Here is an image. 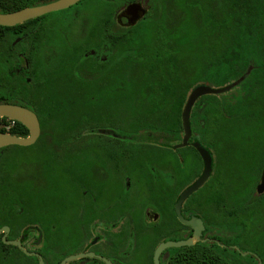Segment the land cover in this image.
I'll list each match as a JSON object with an SVG mask.
<instances>
[{
  "label": "flooded vegetation",
  "instance_id": "obj_1",
  "mask_svg": "<svg viewBox=\"0 0 264 264\" xmlns=\"http://www.w3.org/2000/svg\"><path fill=\"white\" fill-rule=\"evenodd\" d=\"M222 4L80 0L19 24L12 71L0 63V105L32 112L39 134L0 147L1 243L40 255L47 240V264L77 254L153 264L161 243L185 241L159 264H264V27L200 25ZM199 86L222 91L192 103L185 139L182 114ZM0 133L30 136L7 117ZM195 144L210 171L177 215L205 170Z\"/></svg>",
  "mask_w": 264,
  "mask_h": 264
},
{
  "label": "water",
  "instance_id": "obj_2",
  "mask_svg": "<svg viewBox=\"0 0 264 264\" xmlns=\"http://www.w3.org/2000/svg\"><path fill=\"white\" fill-rule=\"evenodd\" d=\"M80 0H57L55 2H51L46 5L42 6H36V7H27L23 8L14 12L10 13H5L2 14L0 13V26L1 27H13L19 24H22L26 21H29L31 19L37 18L39 16H42L46 13L53 12V11H58V10H63L66 9ZM127 19L129 22H134L139 16V12H127L126 14ZM222 90H214L206 87H196L190 96L188 97L187 103L185 105L183 114H182V120H183V126L185 130V139L188 136L189 132V126H188V116H189V110L192 105V103L199 97L205 94H216ZM0 117H7L12 120H15L21 124H23L28 130L30 131V136L26 139H21L17 137L10 136L8 134H3L0 133V147L14 144V145H20V146H27L32 144L35 139L37 138L39 134V125L36 116L30 112L29 110L19 107V106H14V105H0ZM196 147L199 150V153L201 154L204 164H205V170L202 174V176L188 189H186L178 199L176 203V213L178 214V209L180 207L181 202L187 198L191 193L196 191L207 179L209 171H210V157L208 153L198 144H195ZM7 227H3L0 229V232H7ZM195 237L196 234H195ZM3 243L8 244V245H13L17 246L24 254L26 255H34L38 259V264H43V260L40 255L38 254H33V253H28L24 250V248L21 247L19 242L16 241H6L5 238H3ZM191 241H185V242H167V243H161L155 250L154 255H153V264H159V256L161 252L167 248V247H181V246H188L191 245ZM96 257L106 264H110L107 260L104 258H100L98 256H95L93 254H77L73 256H69L65 258L60 264H66L68 262L80 259L82 257Z\"/></svg>",
  "mask_w": 264,
  "mask_h": 264
},
{
  "label": "trees",
  "instance_id": "obj_3",
  "mask_svg": "<svg viewBox=\"0 0 264 264\" xmlns=\"http://www.w3.org/2000/svg\"><path fill=\"white\" fill-rule=\"evenodd\" d=\"M106 3L108 0H103ZM32 1L26 0H0V13H10L29 6H32ZM200 25L211 27H264V0H227L226 6L222 4L220 14L200 17ZM21 25L14 27H1L0 26V63L5 64L3 68L8 72L12 71L14 67L15 54L17 46L16 36L18 33L16 30ZM239 32L227 31V35H234ZM221 34H217L219 39L223 40ZM15 46V47H14ZM3 59L7 60L3 63ZM147 82H137V89L145 90ZM152 89H160L161 84L159 82H152ZM153 116L157 120L160 118L159 113H154ZM19 135L23 134L20 132ZM216 249H221L220 246L215 245ZM16 251L17 253H15ZM40 255L45 264L49 261V250L47 240L43 243ZM25 262L32 264H38V260L35 257H28L22 254L16 247L5 246L0 242V264H26Z\"/></svg>",
  "mask_w": 264,
  "mask_h": 264
},
{
  "label": "rangeland",
  "instance_id": "obj_4",
  "mask_svg": "<svg viewBox=\"0 0 264 264\" xmlns=\"http://www.w3.org/2000/svg\"><path fill=\"white\" fill-rule=\"evenodd\" d=\"M206 85L207 86H209V87H211V86H216V85H218V83L215 81V80H212V82H210V83H206ZM239 86H240V83L238 82V83H234L233 84V89H236V88H239ZM229 94H230V92L229 93H224V94H222V95H220L219 97H217L216 99L218 100V101H225V99L226 100H229L230 99V97H232L233 96V94L231 95V96H229ZM30 244V246L31 247H34V244H32V243H29ZM26 264H29V263H27V262H25ZM30 264H32L31 262H30Z\"/></svg>",
  "mask_w": 264,
  "mask_h": 264
}]
</instances>
